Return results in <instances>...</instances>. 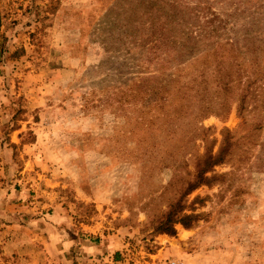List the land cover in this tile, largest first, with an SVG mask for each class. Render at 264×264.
Here are the masks:
<instances>
[{
  "label": "rangeland",
  "instance_id": "1",
  "mask_svg": "<svg viewBox=\"0 0 264 264\" xmlns=\"http://www.w3.org/2000/svg\"><path fill=\"white\" fill-rule=\"evenodd\" d=\"M208 20L233 25L238 39L245 28L264 39V0H0V264H30L5 243L56 211L64 238L107 249L72 247L67 264H115L114 253L120 264H264V127L254 116L232 105L201 119L203 133L190 139L196 123L166 132L151 113L141 123V98L111 100L154 71H141V30L160 25L177 41ZM224 129L230 154L209 187L183 197L194 157L215 154ZM171 150L186 163H157ZM195 198L189 229L155 230L171 203ZM153 241L172 253L149 256ZM58 256L32 264H60Z\"/></svg>",
  "mask_w": 264,
  "mask_h": 264
},
{
  "label": "trees",
  "instance_id": "2",
  "mask_svg": "<svg viewBox=\"0 0 264 264\" xmlns=\"http://www.w3.org/2000/svg\"><path fill=\"white\" fill-rule=\"evenodd\" d=\"M161 6L170 11L174 9L164 1ZM158 13L162 14L163 10ZM193 18L198 23L197 17H189ZM141 31H144L141 33V71H154L141 76V82L133 80L123 92L113 93L112 101L130 97L133 102L141 98V123L151 113L152 121H157V126L166 132L181 129L183 121L185 131L196 123L190 129V139L203 133V127L197 126L201 119L225 115L232 105L238 117L250 113L257 121L255 128L264 127V39L252 37L247 28L238 39L233 25L223 27L220 22L213 25L212 20L179 30L177 41L160 25ZM223 35L232 37L218 39ZM85 104L91 105L89 101ZM230 138L224 129L215 154L206 149L194 157V175L187 181L183 197L201 185L210 186L216 176L213 167L223 164L230 154ZM183 158L171 150L161 154L157 163L177 167L186 163ZM207 173L211 175L206 176ZM198 200L195 198L188 205L180 201L171 203L155 230L173 237L175 225L189 229L197 221L198 215L191 207ZM186 209L189 213H183Z\"/></svg>",
  "mask_w": 264,
  "mask_h": 264
},
{
  "label": "crops",
  "instance_id": "3",
  "mask_svg": "<svg viewBox=\"0 0 264 264\" xmlns=\"http://www.w3.org/2000/svg\"><path fill=\"white\" fill-rule=\"evenodd\" d=\"M34 219L31 220V222L36 226L33 225L31 230L28 227H24L23 230H25V233H23L21 236H18L19 234H16L15 236H13V238H10L5 243V248L10 253H12V249L15 250L16 254H27L30 264L33 263V259H40L41 257L43 258V260H41L42 263H45V261H48L46 255L50 256L52 254L55 255L58 253L60 254V256H58L60 257V264H67L64 263L65 258L63 257V253L72 249V247L75 248V251L79 252L80 255H94L105 252L107 250L106 247L102 244L97 245L86 240L64 238L63 235L64 233H66V230L64 228H59L61 225L58 221L60 217L58 216L57 211L52 214L51 217H46V219ZM38 221L42 222L41 226L39 225V227L37 225ZM182 231L185 230L182 229ZM153 243H155L159 248L154 254H151L149 256H157L158 252H160L158 259H161L163 256H167L172 253V249L168 244L160 246L158 241H153ZM57 245H59L60 251L59 249L57 250ZM111 246L114 248L113 244H111ZM116 251L117 249L114 252ZM61 259H63V261ZM112 259L113 261H115V264H120L118 254L114 253ZM144 264L146 263L144 262Z\"/></svg>",
  "mask_w": 264,
  "mask_h": 264
},
{
  "label": "built area",
  "instance_id": "4",
  "mask_svg": "<svg viewBox=\"0 0 264 264\" xmlns=\"http://www.w3.org/2000/svg\"><path fill=\"white\" fill-rule=\"evenodd\" d=\"M166 264H180V263L176 260L169 259V260H167Z\"/></svg>",
  "mask_w": 264,
  "mask_h": 264
}]
</instances>
